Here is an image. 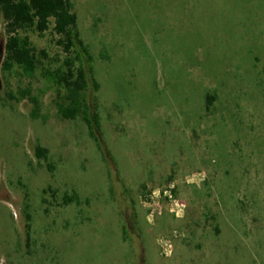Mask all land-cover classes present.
I'll return each instance as SVG.
<instances>
[{"label": "rangeland", "instance_id": "374dc122", "mask_svg": "<svg viewBox=\"0 0 264 264\" xmlns=\"http://www.w3.org/2000/svg\"><path fill=\"white\" fill-rule=\"evenodd\" d=\"M71 2L74 120L66 54L30 31L36 72L5 71L0 16V264H264V0Z\"/></svg>", "mask_w": 264, "mask_h": 264}, {"label": "trees", "instance_id": "16d2710c", "mask_svg": "<svg viewBox=\"0 0 264 264\" xmlns=\"http://www.w3.org/2000/svg\"><path fill=\"white\" fill-rule=\"evenodd\" d=\"M0 16L7 38L4 70L11 71L19 66L25 74H34L40 61L27 34L35 31L44 37L50 33L53 43L66 54V70L58 69L52 73L54 80L66 92L64 103L59 105L60 115L64 119L74 120L84 109L91 111V106L84 100L89 89V79L94 88L98 86L90 67L92 57L81 39L78 17L71 0H0ZM40 55L46 57V52L43 50ZM210 99L209 103L212 101ZM85 121L100 145L97 135L100 128L98 114L86 115ZM37 154L47 158L48 150L38 146Z\"/></svg>", "mask_w": 264, "mask_h": 264}]
</instances>
